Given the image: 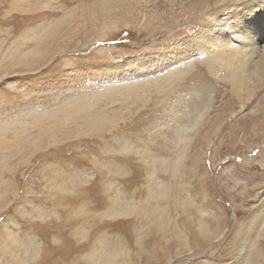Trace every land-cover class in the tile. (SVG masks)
<instances>
[{
  "label": "rangeland",
  "instance_id": "374dc122",
  "mask_svg": "<svg viewBox=\"0 0 264 264\" xmlns=\"http://www.w3.org/2000/svg\"><path fill=\"white\" fill-rule=\"evenodd\" d=\"M99 2L0 0V264H264V85L237 97L198 48L237 0H149L106 31ZM117 83L146 89L106 101Z\"/></svg>",
  "mask_w": 264,
  "mask_h": 264
},
{
  "label": "bare ground",
  "instance_id": "6f19581e",
  "mask_svg": "<svg viewBox=\"0 0 264 264\" xmlns=\"http://www.w3.org/2000/svg\"><path fill=\"white\" fill-rule=\"evenodd\" d=\"M169 1L171 2L172 0H169ZM148 2H149V0H113L111 2H109V0H101V2H99L100 3L99 7L101 8V13L102 14H108L109 16L112 15V16H110V20H111L110 23H108V22H101L100 23L101 28L104 31H106L108 26H112L111 23L113 21L115 23V21L119 19L116 16H113L115 9L117 10V12H120V14L130 15V10H132V9L129 7L131 5L134 8L139 9L140 5L144 4L145 6H147ZM44 6H46V4H44ZM13 7L18 8L16 6H13ZM228 7H229V9L226 12V14H228V15L226 18H224L223 23L219 24V23L213 22V26L210 28V25L212 24V22H208L204 26L205 31L202 34L200 32V34H201L200 35V44H199L198 48H200V51L203 54L204 60H202V61L205 62L207 64V66L209 67V69L214 72V75H217V77L221 80L227 81L229 83V86H230L232 92L237 94L236 95L237 97L240 96L241 93L242 94L246 93L244 99H248V97L251 95L250 92L253 91V88L262 87L264 85V0H237L236 3L231 2L228 5ZM39 8H40V6H39ZM100 8H99V10H100ZM90 9H91V7H90ZM94 10L95 9H93V12H92V10L87 11L86 16L91 17L93 15L95 17V15H97L98 11L95 12ZM97 10H98V8H97ZM216 13L219 17H221L223 15V10L218 9ZM86 16H83V17H86ZM122 17H120V18H122ZM113 26H115V24H113ZM202 29H203V27H202ZM183 73H184V71L182 70L181 67L180 68L176 67V68H173L171 70H168V72H165V73L160 74L158 76L156 75L153 78L151 77L152 80H149V81H147L146 79L145 80H146V83L148 82L150 84V87L158 86L160 88H166L170 84L175 83L176 79L181 77V75H183ZM145 85L146 84H143V86H142V84L137 85L138 88L135 87V85H133L131 83H127V84H118L117 83V84L106 85L108 87H105V91H103V94H105V96H107L106 101H110V102L115 101L116 102V101H119L122 99L126 104L128 98H129L128 94L132 95V98H135L138 90L146 89ZM124 88H126L127 91L123 90ZM100 91H101V89L99 90V94H100ZM110 91H114L116 93V97L114 96V97L110 98V95H109L111 93ZM114 92H113V94H114ZM120 95H122V96L125 95V96L122 97ZM100 96H101V94L99 95V97ZM117 96H120V97H117ZM233 97H234V95H233ZM83 104L81 105V108L83 107ZM86 104L91 105V103H88V102H86ZM245 104H246V102H245ZM89 107H91V106H89ZM114 109L115 108L111 107V113L109 112L111 114V116L107 115L109 109L106 110L104 108L102 112L98 111L97 115H98L99 119H97V120H94L95 117L88 116L87 121H90V122L86 126V128H88V130L91 132L92 131H98V130H100V128H102V130H103L104 127H106V129L108 130L113 124H115V122L119 118V112H114L113 111ZM245 109H247V108H245ZM255 109H257V108H255ZM88 113H89V111H88ZM39 129H41V126ZM106 129H105V131H106ZM4 130H6V129H4ZM43 133H45L43 135L49 134V137H53V134L55 132H53L51 130H45V131H43ZM149 160L151 161V163H153L152 162L153 159L151 160V158H150ZM148 182H149V180H148ZM148 186H149L148 187L149 197L153 198V200H155V199L157 200L156 204L154 205L155 207L153 206L155 209L153 211H155L156 214L159 216L160 215L159 213L161 212V211H159L161 209L159 201L161 198H163V196H165V192L162 191V189H161L162 185H160L159 183H156L153 178H150V182H149ZM131 206H133V205H131ZM112 210H113V208H112ZM112 212H111V214H112ZM114 214L119 215L120 213L115 212V210H114ZM107 215H109V213H107ZM162 216H163V214H162ZM158 219H160V217ZM157 222L161 223V221H157ZM160 223H159V225H160ZM157 225H158V223H157ZM19 244H20V242H19ZM89 258L92 259L91 254L89 255V257L87 259H89ZM101 258H103V254H102ZM12 261H10V263ZM16 261H17V259H16ZM23 262H25V261H23ZM116 264H117V262H116ZM124 264H127L126 261Z\"/></svg>",
  "mask_w": 264,
  "mask_h": 264
}]
</instances>
